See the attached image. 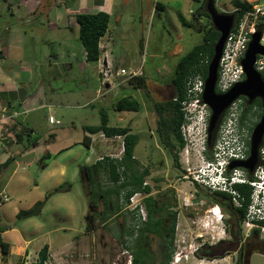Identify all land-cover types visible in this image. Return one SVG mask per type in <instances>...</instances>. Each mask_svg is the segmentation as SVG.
<instances>
[{"label": "rangeland", "instance_id": "rangeland-1", "mask_svg": "<svg viewBox=\"0 0 264 264\" xmlns=\"http://www.w3.org/2000/svg\"><path fill=\"white\" fill-rule=\"evenodd\" d=\"M75 1L59 0L62 8H68ZM204 1L129 0L124 3L113 0L114 16L106 32L113 42L110 54L119 65L117 69L121 67L129 71L140 68L141 75L137 77L144 76L147 95L132 86L129 80L119 77L110 78L112 86L105 89L104 84H100L101 77L95 70V64H88L85 70L81 67L84 59L78 28L75 27L70 34L63 28L57 30L48 28L45 22L42 24L48 31L45 30L41 38L37 36L38 56L42 62L58 66L60 76L54 82L57 88L67 80L71 83L65 84L63 93L61 89L51 91L47 84L35 92L38 87L35 84L36 98L56 108L50 111L45 108L23 116L21 123L32 132L19 144L10 147L8 153H0L1 162L7 155L15 160L0 171V193L4 192L8 197L7 202L0 206V227L6 230L1 239L9 247L7 254L0 252V264H39L38 253L45 245L48 247V259L43 264H130L137 219L134 218L135 209L127 207L125 191L111 200L119 209L107 215L106 222L95 220L93 229H86V216L90 214V197L87 195L93 187L85 176L82 177L79 168L92 166L98 157L104 158V162L107 158L119 160L123 154V138L120 136L108 138L100 133L102 137L95 136L97 139L93 146L87 148L80 144L84 134L82 126L99 124L103 112L108 116V126L128 127L132 134L138 135L133 155L138 170H149L145 183L151 188L152 195L173 191V194H168L175 196L178 217L170 264H236V254L215 260L195 254L202 246L229 240L225 225L228 215L220 208L223 218L218 222L208 212L215 206L204 199L208 192L197 189L182 178L185 167L182 151L180 149L177 153L179 167H176L171 155L159 143L155 130L157 117L152 106L153 102L171 98L170 82L175 66L181 57L203 41L211 21L201 15L199 22L194 23L193 15L204 6ZM245 1L254 0H215V8L219 13H233L235 2ZM30 4V0H0V14L7 15V19L11 14L18 17L33 11L35 4ZM156 4L159 9L155 10ZM116 17L120 18L117 24ZM45 39L47 44L42 43ZM26 46L28 54L32 45L27 41ZM164 85H167L164 95L157 96L159 89L156 87ZM122 98L136 100L140 110H116ZM82 101H86L87 106L82 107ZM77 102L80 106L76 105ZM49 116L57 123L50 125ZM248 143H244L247 149ZM46 154L48 157L43 159ZM211 156L208 158L204 154L205 159ZM119 169L125 171L124 167ZM122 175L125 176V172ZM97 181L103 189L114 186L105 169L100 171ZM42 203L37 215L23 219ZM29 208L33 209L29 211ZM138 213L142 217L140 210ZM240 229L241 237L245 238V229L241 225ZM254 230L259 239L264 240V231ZM23 247L25 253L21 250ZM151 247L155 258L153 263L161 264L157 241H153ZM249 264H264V254L252 253Z\"/></svg>", "mask_w": 264, "mask_h": 264}, {"label": "built area", "instance_id": "built-area-1", "mask_svg": "<svg viewBox=\"0 0 264 264\" xmlns=\"http://www.w3.org/2000/svg\"><path fill=\"white\" fill-rule=\"evenodd\" d=\"M245 2L250 5V9L243 10L237 7L233 12L235 15L236 12H240L241 15L235 18L234 27L228 34L219 60L215 84L217 94H225L233 86L244 81L241 60L244 58L252 36L259 28L262 30L259 45L264 46V0ZM200 63L201 65L209 64L206 57ZM254 69L264 77V55L256 56ZM139 75H141L140 68L129 71L124 68L115 69L110 65H101L99 68V76L103 83H110V78L131 80ZM203 91L202 74L194 70L186 79L184 98L180 102L182 122L179 133L183 142L182 162L185 165L182 178L197 189H203L210 194L227 195L234 209L245 208L241 228L245 229L246 233L243 236L246 238L254 229L264 231V166L258 167L252 176H249L243 168L228 170V166L232 161H245L248 158L249 149L244 147V143L249 141V129L259 122L260 110L257 106L247 109L244 97L235 100L226 110L221 121L211 158L205 159L211 110L203 102ZM19 116V113L0 106V152L2 153L8 152L9 148L17 142V135L22 134L23 128L19 122ZM48 123L54 125L57 122L49 116ZM259 157L264 161V139L259 149ZM195 162L199 164L195 165ZM237 186L250 188L246 207H244L245 198L238 191ZM142 196V192H135L126 202L127 207L135 211L137 207L140 209ZM7 200V195L1 192L0 206ZM208 212L221 222L223 215L218 205L215 204Z\"/></svg>", "mask_w": 264, "mask_h": 264}, {"label": "trees", "instance_id": "trees-1", "mask_svg": "<svg viewBox=\"0 0 264 264\" xmlns=\"http://www.w3.org/2000/svg\"><path fill=\"white\" fill-rule=\"evenodd\" d=\"M206 1V0H205ZM204 1V3H205ZM236 8L239 7L243 10L250 9V5L246 2H235ZM159 9V5H155V10ZM201 15H204L208 19V15L204 10V6L200 8V11L194 13L193 22L198 23ZM241 15L240 12H236L237 18ZM76 21L79 26L78 35L79 40L85 51V59L88 63H96L99 60L101 55V50L99 48V41L107 31L109 24V15L104 12H94V13H79L76 16ZM219 37V33L214 29L212 24L204 32L202 37V43L194 46L190 51H188L183 57L180 58L177 65L174 69V76L170 82L172 88V97L170 100L165 102H153V112L157 117L156 121V134L159 140V143L168 151L171 155L173 165L179 167L178 163V151L182 149L183 142L179 133V127L182 122V115L180 112V102L184 98L185 93V82L187 77L194 70L200 71L203 79L205 80L207 66L201 65L200 61L205 57L210 62L213 52V46L216 40ZM142 44H140V47ZM262 78H264L262 76ZM129 83L137 89H140L147 93V86L144 76L133 78L129 80ZM246 105L247 100L243 98ZM248 106V105H247ZM252 106H257L260 110L259 118L262 116L263 111L260 105V101L256 100L253 105L247 107L249 109ZM116 110L125 111V112H138L140 110V104L129 98H122L118 101ZM245 117V116H244ZM244 120V118H242ZM254 126V125H253ZM85 132L89 134L101 133L103 136L112 138L115 136H120L123 138V154L119 160L108 159L104 161V158H99V160L94 163L92 166H81L79 172L82 177L85 176L88 183L93 187L89 190L87 197H90L88 206L96 204L99 195L104 196V200L107 203L111 204V208L107 209V212L97 220V215H87V224L86 229L91 231L93 227V222L107 221V215L112 214L114 211H117L118 206L114 207V203L111 201L113 197L119 196L121 191H125L124 199L125 202L128 201L129 197L132 196L135 192H143L149 194L151 188L148 185H144L146 177L149 176V170L142 169L141 171L137 169V161L134 159V149L138 144L139 137L136 134H132L128 127H110L108 126V116L105 112L100 114L99 124L96 126H85L83 127ZM252 130V129H251ZM217 135V134H216ZM216 139V138H215ZM21 140V136L17 135V141ZM87 137L84 136L81 144L85 147H89L87 143ZM215 142V141H214ZM213 148V147H212ZM212 149L206 151V156L209 158ZM48 155H44V158H47ZM10 160L8 159L4 163H0V171L4 168ZM120 167H124L125 176L122 174L124 172L120 171ZM105 169L107 171L110 182L114 185L112 188L103 189L97 181V176L101 170ZM84 188V186H83ZM238 191L241 195L244 196L245 202L244 207L248 203V197L250 194V188L248 186H237ZM173 194V191H166L163 194H158L156 197L148 196L144 200V206L147 212V222L142 225L140 228V236L138 244L141 247L134 248L132 264H151L147 260V255L145 252V245L148 244V235L153 234L162 240V247L164 248L163 264H169L172 251H173V239L176 227V212H171L170 209L176 206V199L174 196L169 195L168 193ZM200 193H197V195ZM204 199L212 204L219 205V207L228 215V219L225 221V225L228 228V234L232 238L240 240L241 229L240 225L244 217V209H234L231 206L229 197L221 193H206ZM91 216L93 221H90ZM6 230L0 227V252L2 254L8 253V245L4 243L1 239V234ZM252 233H257L255 230ZM166 235L169 237L166 238ZM224 241H221L222 243ZM134 247V245H133ZM204 248L214 249V247L203 246ZM202 247V249H204ZM218 247V246H216ZM215 247V248H216ZM129 248V247H128ZM201 249V250H202ZM201 250L198 251V256L206 259L213 258H223L225 255L232 252V249L228 247H221L218 250V253L212 255H204ZM259 253L264 254V249H259ZM39 264H43L48 259V247L47 245L38 253Z\"/></svg>", "mask_w": 264, "mask_h": 264}, {"label": "crops", "instance_id": "crops-1", "mask_svg": "<svg viewBox=\"0 0 264 264\" xmlns=\"http://www.w3.org/2000/svg\"><path fill=\"white\" fill-rule=\"evenodd\" d=\"M30 1L32 3L30 6L35 4L32 12H25L18 15V17L11 14L9 19H7V15L4 17L0 14V106H5L10 111L19 113L20 123L22 122L21 118L23 116L25 117L28 114L45 108L49 111L56 108L45 101L38 100L35 96V92L43 88L45 84H47L51 91L55 92L56 90L61 89V93H63V87L65 84L71 83V80H67L62 87H59L57 84V88L54 85V82L57 80V77L60 76V73L57 71L58 66L49 62H42L38 56L40 52L36 51L38 45L37 36L40 37L45 30L48 31L45 25L42 24L45 22L47 23V26H49L48 28H55L57 30H62L63 28L64 30H68L71 34L74 32L75 27L79 30L76 21V16L79 13L104 12L109 15V23L111 17L114 16L113 0H76L75 3H71L68 8H62V3H60L59 0ZM120 1L126 3L129 0ZM5 2L8 3V1ZM115 21V24L119 23L120 18L116 17ZM27 41L32 45V48H29L28 50V54H26ZM42 43L47 44L48 40L45 39ZM112 46L113 42L111 37L105 33L99 41V48L101 50L99 60L96 63H88L85 59V51L83 49L84 62L81 64V67L85 70L88 68V64H95V70L98 75L101 65H110L117 69L116 66L119 65L114 62L110 54V48ZM37 67L38 70L36 69ZM109 82L110 83L107 84L103 83L101 80L100 84H104L105 89H109L112 86V80L109 79ZM35 84H37L38 87L34 92ZM76 105L80 106L78 102ZM81 106H87L86 101H82ZM21 125L23 128L22 134H20L22 140L24 136H28L32 131L23 126L22 123ZM85 126L96 125H83L82 130ZM83 133V137L86 136L88 139L87 143L89 144V147L93 146L94 140L100 138V136L102 137L100 133L89 134L84 130ZM95 136L98 137L94 139ZM21 140L17 141L15 144H19ZM15 144H13L11 148ZM0 153L6 154L8 152ZM8 159L11 162L14 160V157L7 155L2 162L0 161V163L2 164ZM98 160L99 157L96 162ZM31 209L33 208H29V211ZM18 249L20 250L21 248ZM21 250L23 253L26 251L24 247Z\"/></svg>", "mask_w": 264, "mask_h": 264}, {"label": "water", "instance_id": "water-1", "mask_svg": "<svg viewBox=\"0 0 264 264\" xmlns=\"http://www.w3.org/2000/svg\"><path fill=\"white\" fill-rule=\"evenodd\" d=\"M204 10L210 18L212 26L219 33V37L213 46L212 57L207 66L206 77L204 80V91L202 95L203 102L211 110L207 130V148L212 149L225 112L235 100L239 97H244L247 100L248 106L253 105L256 100H259L263 114L260 117L259 122L254 126L250 135L249 156L245 161H232L228 166V170L243 168L247 171L249 176H252L258 167L264 166V161L259 157V149L262 147L264 139V80L254 69L256 56L264 55V46L259 45L262 30L259 28L256 34L252 36L244 58L241 60V66L245 75L244 81L233 86L225 94H217L215 92V84L217 80L218 64L228 34L234 27L236 15L235 13H219L215 8V0H206L204 3ZM166 86L167 85L156 87L159 89V91H157L159 93L157 96L164 95L163 91H165ZM42 206L43 203L38 205L30 213L23 216V219L37 215ZM252 253L259 252L251 251L248 253L243 264H249V259Z\"/></svg>", "mask_w": 264, "mask_h": 264}, {"label": "flooded vegetation", "instance_id": "flooded-vegetation-1", "mask_svg": "<svg viewBox=\"0 0 264 264\" xmlns=\"http://www.w3.org/2000/svg\"><path fill=\"white\" fill-rule=\"evenodd\" d=\"M254 126H253V128H254ZM253 128H252V130H253ZM252 130H251V132H252ZM248 146H249V143H248ZM157 192H158V190H157ZM159 193L163 194V193H165V191L164 192H159ZM159 193H157V195ZM157 195H152L151 192L149 194L143 193V196L140 199L141 208L139 210L142 212V217H140L139 215L137 216V213L139 212V210L137 209L136 215H135L136 217H134L137 220L135 222L136 226L134 227V231H133V243H132L131 247H133V245H134V247L131 248L132 251H134V248L136 250L137 247H141L137 243L138 240H139V236H140V231L139 230L142 227V225L144 223H146L147 220H148L147 219V212H146V209H145V206H144V200L148 196L156 197ZM104 199H105L104 196L99 195L98 199L96 201V204H92L91 206H88V210L90 211V215H92V216L93 215H97V220L100 219L101 217H103V215L107 212L108 208H111V204L107 203ZM176 207H177V205L175 207L171 208L170 211L171 212H176V216L178 217V212L176 211ZM92 216L90 218L91 222L93 221V217ZM177 217H176V220H177ZM86 219H87V216H86ZM121 229H122V227H121ZM168 237L169 236L166 235V238H168ZM153 241H157V243H158L157 253L161 257L162 260H163V257H162L163 253L162 252H164V248L161 245L162 244V240L159 239L157 236H155L153 234H149L148 235V244L145 245V252H146V255H147L146 259L149 260V262L151 264H154L153 260L155 259V258L152 257V254H154V253L151 252V250H152L151 246H152V242ZM223 241L224 242H222V243H220L221 241H219L215 245L208 246V247H212V246L216 247V246H218L216 248L214 247V249H208V248H204L202 246L204 249H202V247H200L199 250L202 249L201 252L204 255H212V254H215V253L219 252L218 250L220 249V246L221 247H225L226 246L229 249H232V252H230L229 254H236V264H243L245 262V260H246V257L248 255V253H250L251 251H258L259 249H264V240H260L258 235L254 234V233H251L246 238H241L238 241H237V239H234V238L231 237V235H229V240H223ZM198 251H197V253H195L197 256H198ZM132 258H133V256H132ZM213 259L215 260L216 258H213ZM213 259H211V260H213ZM130 264H132V260H131ZM161 264H163V262ZM169 264H170V262H169Z\"/></svg>", "mask_w": 264, "mask_h": 264}]
</instances>
